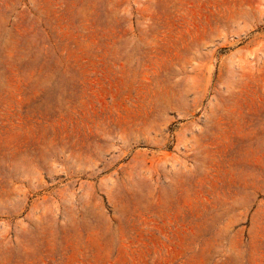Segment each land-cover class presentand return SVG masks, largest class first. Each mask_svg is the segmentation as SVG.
I'll list each match as a JSON object with an SVG mask.
<instances>
[{"label": "rangeland", "instance_id": "rangeland-1", "mask_svg": "<svg viewBox=\"0 0 264 264\" xmlns=\"http://www.w3.org/2000/svg\"><path fill=\"white\" fill-rule=\"evenodd\" d=\"M0 264H264V0H0Z\"/></svg>", "mask_w": 264, "mask_h": 264}]
</instances>
